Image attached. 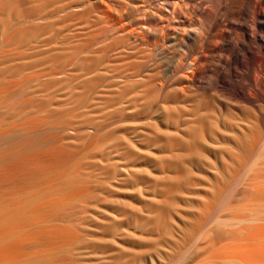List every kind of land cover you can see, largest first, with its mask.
<instances>
[{
	"label": "bare ground",
	"instance_id": "obj_1",
	"mask_svg": "<svg viewBox=\"0 0 264 264\" xmlns=\"http://www.w3.org/2000/svg\"><path fill=\"white\" fill-rule=\"evenodd\" d=\"M7 1L0 0V264H78V200L104 221L113 209L129 210L130 171L140 182L148 161L174 170L171 181L219 173L232 176L224 183L244 180V163H214L208 153L258 142L239 141L240 131L264 133V0H46L44 36L31 27L40 14L28 0L9 11ZM80 153H88L85 165ZM257 170L242 193L264 202V167ZM226 224L238 229L207 235L199 250L209 253L206 264H264V216Z\"/></svg>",
	"mask_w": 264,
	"mask_h": 264
},
{
	"label": "rangeland",
	"instance_id": "obj_2",
	"mask_svg": "<svg viewBox=\"0 0 264 264\" xmlns=\"http://www.w3.org/2000/svg\"><path fill=\"white\" fill-rule=\"evenodd\" d=\"M28 1L33 5V9L40 14V16L33 18V22H31L33 26L31 25V27H33L36 34H42L45 19L41 16H43L42 12L45 8L46 0ZM14 2V0L7 1L6 5L8 11L14 7ZM57 6H59L58 3ZM30 21L31 19L28 18V22ZM45 34L46 33H43L42 36ZM183 48L182 46H178L175 52L181 56L183 53H188V51L186 49L183 50ZM190 57L191 56H189V61L192 60V57ZM60 123L61 122H59V124ZM255 133L254 136L251 132L245 133L240 131L235 136L243 143H248L255 139L258 142L261 140L259 142L260 144L256 142L255 145H247L244 148L227 147L221 153L212 151L214 155H212L211 152L208 153L210 159L214 163H218L219 161L244 163V171L240 173L244 180L240 183H232L231 181L224 183L222 180L224 176L228 179L232 178L229 173L225 175L219 173L218 179L212 180L201 176L199 180H192L188 183L179 180L171 181L172 178H169L175 176L174 170L172 171L168 169V167L164 168L161 162L148 161L147 164L143 163V167H140L144 172V177L140 182H135L133 180L134 169L130 171L131 175L127 186L126 198L130 206L129 210L125 209L126 211L124 210L125 212L121 213L117 211V209H113V211H110V215L106 217L107 219L105 218L106 221H104V217L102 216L95 218V213L90 210L89 204L81 203L78 200V205L84 208L83 212H78V220L75 222L76 230H78V248H80L78 249V264H87V262L90 264H144V262L145 264H168L171 260H175L177 263L189 262L190 264H197L203 261L202 264H206L208 260H205V257H207L209 253L199 252V250L200 247L206 243L205 241L207 240L206 237L208 234H210V237L213 239L216 238L221 230L231 231L232 228L238 229V226L231 227L226 224L229 218L252 215L264 216V202L253 199L252 195L242 193L247 179L259 172L257 170L259 166L264 167V133L259 130H256ZM261 134L263 136H260ZM87 154L88 153H80L78 156L80 157L83 155L84 157L82 165H85ZM159 155L160 153L157 152L156 156ZM81 162L82 161L79 163ZM259 162H261V164ZM81 175L84 176L83 172H81ZM262 175L264 176V171ZM245 178L247 179L245 180ZM189 193L192 194L190 195ZM216 196H218L217 200ZM208 206L210 208H207ZM134 210L136 212H134ZM204 217L207 218V224L203 227L201 225V219ZM179 221L181 223H178ZM159 226H161V228H159ZM184 229L186 233L183 231ZM200 231L203 232L202 237L198 236ZM97 238L109 239V244L104 247L95 242ZM185 238H187V240ZM224 238L227 237L224 235ZM223 242H227V240L224 239ZM93 250H95V252ZM146 250L148 252L141 260L140 258H134L136 252ZM103 252L104 255H102ZM104 258H107L108 261L99 262V260ZM80 260L85 261L81 263ZM212 264L227 263L221 260H215Z\"/></svg>",
	"mask_w": 264,
	"mask_h": 264
}]
</instances>
